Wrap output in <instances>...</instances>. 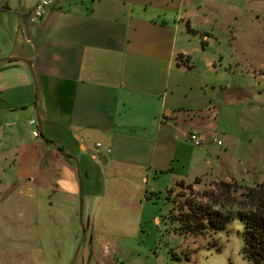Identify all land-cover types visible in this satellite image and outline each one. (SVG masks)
Masks as SVG:
<instances>
[{
  "label": "rangeland",
  "instance_id": "rangeland-1",
  "mask_svg": "<svg viewBox=\"0 0 264 264\" xmlns=\"http://www.w3.org/2000/svg\"><path fill=\"white\" fill-rule=\"evenodd\" d=\"M197 1L180 40L193 52L190 72H179L171 89L178 106L212 118L207 142L184 141L172 171L153 178L112 169L98 149L84 169V194L50 207L16 179L14 159L33 145L35 128L29 118L0 122V264H251L237 213L250 208L247 189L259 192L264 181V0ZM201 57L221 69L207 71ZM187 200L216 223L233 217L217 234L180 236L169 216H182Z\"/></svg>",
  "mask_w": 264,
  "mask_h": 264
},
{
  "label": "crops",
  "instance_id": "crops-1",
  "mask_svg": "<svg viewBox=\"0 0 264 264\" xmlns=\"http://www.w3.org/2000/svg\"><path fill=\"white\" fill-rule=\"evenodd\" d=\"M39 1L0 0V122L29 118L40 132L14 159L18 186L60 207L84 194L98 149L112 169L153 178L172 171L191 133L207 142L212 118L178 106L171 89L179 72H190L193 52L180 40L189 12L204 2L56 0L32 21ZM201 59L207 71L221 69Z\"/></svg>",
  "mask_w": 264,
  "mask_h": 264
},
{
  "label": "trees",
  "instance_id": "trees-1",
  "mask_svg": "<svg viewBox=\"0 0 264 264\" xmlns=\"http://www.w3.org/2000/svg\"><path fill=\"white\" fill-rule=\"evenodd\" d=\"M223 185H225L224 187L229 186L228 184ZM259 187H261L259 192L251 188L247 189L246 204L250 208L239 210L237 213L244 229L242 254L251 264H264V181L259 184ZM152 194L159 195V193ZM185 205L188 210L183 211L182 216H169L171 221L177 223L175 231L180 236L199 237L205 236L210 231L217 234L225 229L233 217V213L230 212L220 214V219L216 223L213 213L208 208L198 205V203H191L190 200H187Z\"/></svg>",
  "mask_w": 264,
  "mask_h": 264
},
{
  "label": "built area",
  "instance_id": "built-area-1",
  "mask_svg": "<svg viewBox=\"0 0 264 264\" xmlns=\"http://www.w3.org/2000/svg\"><path fill=\"white\" fill-rule=\"evenodd\" d=\"M56 0H40L35 8L33 9V17L31 18L32 21H39L43 17L46 16L47 11L49 7L55 2ZM37 122L35 120H32L28 123V126L31 128H35L32 132V136L34 138H38L40 136L39 130L36 128L37 127ZM188 140L193 143L195 146H201L204 142V139L200 134L193 132L188 136ZM214 142L217 143L218 146L221 145V142L217 140L215 137L213 139ZM101 146L99 144L96 145V148H100ZM109 152V151H108Z\"/></svg>",
  "mask_w": 264,
  "mask_h": 264
}]
</instances>
